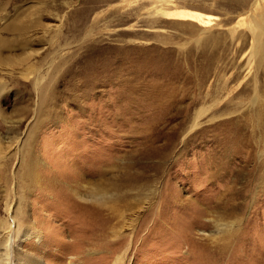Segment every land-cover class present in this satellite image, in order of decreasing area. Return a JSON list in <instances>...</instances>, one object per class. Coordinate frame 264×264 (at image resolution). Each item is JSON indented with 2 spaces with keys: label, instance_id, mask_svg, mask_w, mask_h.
<instances>
[{
  "label": "rangeland",
  "instance_id": "rangeland-1",
  "mask_svg": "<svg viewBox=\"0 0 264 264\" xmlns=\"http://www.w3.org/2000/svg\"><path fill=\"white\" fill-rule=\"evenodd\" d=\"M263 26L264 0H0L9 264H264Z\"/></svg>",
  "mask_w": 264,
  "mask_h": 264
},
{
  "label": "bare ground",
  "instance_id": "bare-ground-1",
  "mask_svg": "<svg viewBox=\"0 0 264 264\" xmlns=\"http://www.w3.org/2000/svg\"><path fill=\"white\" fill-rule=\"evenodd\" d=\"M180 16L183 17V18H187V19H193V18H198L200 16V14H198L196 12H186V13L180 14ZM263 28H264V26H263ZM91 199H94V200L99 199L100 201H102L104 198H103L102 194H97L96 193V195L91 196V198H89V200H91ZM221 224L222 223L217 222V226L218 227H220ZM14 225H15V223H14ZM9 229H11V224L8 223L7 230H9ZM12 230L13 229H11V232H12ZM11 232H8L7 235H5L4 240H2L0 242V245L2 247V249L0 250V264H9V260L11 261V257H12L11 250H10L11 249L10 248V233ZM218 232H220V231H218ZM33 233H35V236H39V233H37V232H33ZM23 235L30 236V234H23ZM37 241H39V240H37ZM16 263L17 264H41L40 260L36 259L35 257L26 256L23 253H21L18 256H16Z\"/></svg>",
  "mask_w": 264,
  "mask_h": 264
}]
</instances>
